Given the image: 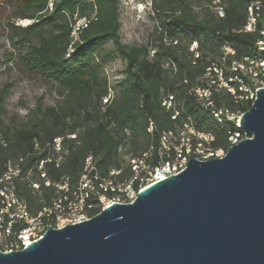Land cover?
<instances>
[{"label":"trees","instance_id":"16d2710c","mask_svg":"<svg viewBox=\"0 0 264 264\" xmlns=\"http://www.w3.org/2000/svg\"><path fill=\"white\" fill-rule=\"evenodd\" d=\"M8 1L13 2V11L4 23L11 43L21 49L22 71L49 79L60 89L55 103H37L26 120L9 123L4 121L3 100L11 83L0 88V176L8 163L17 161L23 172L31 170V176L16 181L15 188L32 213L51 203L57 183L67 182L63 193L77 184L88 155L94 158L101 176L109 177L110 170L116 169L119 172L114 179L129 177L132 172L124 156H138L150 144L156 146L158 132L176 128L185 115H190L198 128L215 134L214 145L226 141L229 127L238 129L229 122L221 127L191 88L204 85L199 78L206 68L220 64L223 43L235 50L226 58V74L233 60L255 52L264 9L258 11L257 30H239L253 0H152L157 25L149 44L121 41L119 0ZM12 17L32 21L19 25ZM81 17L88 23L74 36L72 24ZM107 41L111 45L99 49ZM193 41L197 42L195 50L190 49ZM116 55L125 60L124 76L110 84L104 65ZM109 88L112 96L103 102ZM168 92L181 106L176 119L161 105ZM212 99L217 107L230 111L243 112L251 104L233 101L225 90L213 91ZM149 121L155 125L151 133L146 130ZM58 136L62 138V157L56 165L51 143ZM32 182L39 187L34 188Z\"/></svg>","mask_w":264,"mask_h":264},{"label":"water","instance_id":"95a60500","mask_svg":"<svg viewBox=\"0 0 264 264\" xmlns=\"http://www.w3.org/2000/svg\"><path fill=\"white\" fill-rule=\"evenodd\" d=\"M222 157H190L177 174L90 218L48 226L0 264H264V86Z\"/></svg>","mask_w":264,"mask_h":264},{"label":"built area","instance_id":"2783aa9c","mask_svg":"<svg viewBox=\"0 0 264 264\" xmlns=\"http://www.w3.org/2000/svg\"><path fill=\"white\" fill-rule=\"evenodd\" d=\"M264 9L263 0H253L249 3L248 16L240 31L253 32L257 30L258 11ZM219 15H223L221 9ZM88 19L81 17L72 24V35L76 36L81 28L85 27ZM260 37L254 44L255 52L246 55L240 60H233L229 66V73H225L226 58L235 53L228 43H223L221 60L219 65L206 68L200 76L204 85H196L191 91L201 103L210 110L213 117L224 127L229 122L233 127L228 128L226 141L214 145L216 136L212 131L198 128L190 115H185L179 126L166 128L158 132L156 146L149 147L138 156L125 155L131 175L121 180L112 176L119 170H110L109 177H103L99 173L92 155L85 158L82 172L77 184L68 192H61L67 186V182L56 184L57 194L50 204L43 206L36 213H32L21 199L15 188L16 181L28 179L31 170L23 172L19 161L8 163L5 171L0 176V251L19 250L26 247L32 241L42 237L48 226L61 228L66 224H73L90 218L114 202L130 203L135 200L137 193L146 186L166 178L171 174H177L183 170L190 157L200 160L209 157H222L231 144L237 143L241 138L249 136L240 126L239 121L242 111H230L223 107H217L212 99L213 91L225 90L233 101H253L256 90L264 86V18L259 30ZM197 42L190 45L195 50ZM198 56V53H195ZM254 82V83H253ZM112 96L109 88L103 102H108ZM161 105L166 110H171V119H176L181 112V106L176 103L173 93L168 92L162 96ZM155 125L152 121L146 128L151 133ZM74 137L75 134H70ZM61 137H55L51 148L55 153L56 165L61 160ZM51 158H47L50 160ZM41 168V164H39ZM41 177L45 172L41 170ZM47 183V181L45 182ZM34 188H38L37 182H32Z\"/></svg>","mask_w":264,"mask_h":264},{"label":"rangeland","instance_id":"374dc122","mask_svg":"<svg viewBox=\"0 0 264 264\" xmlns=\"http://www.w3.org/2000/svg\"><path fill=\"white\" fill-rule=\"evenodd\" d=\"M152 0H119V32L121 41L127 44H149L154 36L157 22L151 5ZM217 1V0H216ZM13 2L0 0V88L10 82L9 92L4 97V121L20 123L26 120L30 108L37 103L53 104L60 99L59 86L40 75H29L22 71L21 49L15 47L8 38L5 18L12 14ZM199 10L198 5H194ZM214 8V7H213ZM15 24L25 25L29 18L12 17ZM111 45L110 41L100 48ZM153 50V49H152ZM72 53V50H69ZM151 55L153 53H150ZM170 69L168 62L163 63ZM125 60L116 55L104 65V72L110 84L118 82L124 76ZM254 83V82H253ZM120 86L115 88V94Z\"/></svg>","mask_w":264,"mask_h":264}]
</instances>
